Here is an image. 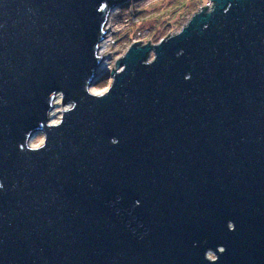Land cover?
<instances>
[{
    "label": "water",
    "instance_id": "obj_1",
    "mask_svg": "<svg viewBox=\"0 0 264 264\" xmlns=\"http://www.w3.org/2000/svg\"><path fill=\"white\" fill-rule=\"evenodd\" d=\"M123 1L0 0V264H264V0H210L96 95Z\"/></svg>",
    "mask_w": 264,
    "mask_h": 264
},
{
    "label": "rangeland",
    "instance_id": "obj_2",
    "mask_svg": "<svg viewBox=\"0 0 264 264\" xmlns=\"http://www.w3.org/2000/svg\"><path fill=\"white\" fill-rule=\"evenodd\" d=\"M210 0H125L112 10L106 25L107 34L103 41L106 52V71L91 88L95 94H104L111 86V73L117 61L136 42L159 44L169 34L179 33L192 17L207 6ZM212 3L210 2L209 6ZM65 107L61 98L55 101L50 122H60ZM44 143V134L36 132L30 146L38 148Z\"/></svg>",
    "mask_w": 264,
    "mask_h": 264
},
{
    "label": "bare ground",
    "instance_id": "obj_3",
    "mask_svg": "<svg viewBox=\"0 0 264 264\" xmlns=\"http://www.w3.org/2000/svg\"><path fill=\"white\" fill-rule=\"evenodd\" d=\"M110 16L112 17V12L110 13ZM109 20H110V17H109V19H108V22H109ZM108 22H107V24H108ZM105 34H107V28L105 27ZM105 37V36H104ZM104 41V40H103ZM103 41L101 42V44H100V47H99V52H98V54L100 55V56H104L103 58H102V64L100 65V67L97 69V72H96V76H97V78L96 79H98V77H100L105 71H106V67H105V65H104V59L106 58V52H105V50L103 49V47H104V45L102 44L103 43ZM99 80V79H98ZM98 80H96V83L98 82ZM95 83V84H96ZM92 88V87H91ZM93 94H95L94 92H92ZM96 95H102V94H96ZM58 122L57 121H53L52 122V124H57Z\"/></svg>",
    "mask_w": 264,
    "mask_h": 264
},
{
    "label": "clouds",
    "instance_id": "obj_4",
    "mask_svg": "<svg viewBox=\"0 0 264 264\" xmlns=\"http://www.w3.org/2000/svg\"><path fill=\"white\" fill-rule=\"evenodd\" d=\"M3 187V185L2 184H0V188H2Z\"/></svg>",
    "mask_w": 264,
    "mask_h": 264
}]
</instances>
